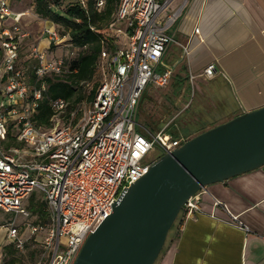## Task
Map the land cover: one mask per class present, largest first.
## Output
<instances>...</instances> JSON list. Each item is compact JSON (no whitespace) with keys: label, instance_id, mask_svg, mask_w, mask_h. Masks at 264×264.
Returning a JSON list of instances; mask_svg holds the SVG:
<instances>
[{"label":"built area","instance_id":"1","mask_svg":"<svg viewBox=\"0 0 264 264\" xmlns=\"http://www.w3.org/2000/svg\"><path fill=\"white\" fill-rule=\"evenodd\" d=\"M76 1L84 5L86 0ZM172 1L120 0L109 28L114 31L121 22L123 27L116 30L125 41L101 52L106 73L96 94L69 118L63 116L67 102L51 100V125L41 128L33 120L45 88L41 78L61 72L64 58L45 60L46 50L33 43L28 55L35 61V81L29 82L26 69L17 62L22 40L30 33L21 27L20 14L12 12L8 0H0V209L27 216L22 200L34 189L41 192L47 219L27 225L30 235L39 234L42 251L37 264H73L123 187L185 141L162 129L151 132L137 121L146 86L165 87L173 75L174 64L166 61L170 44L180 48L179 61H186L190 52L187 42L174 38L187 0L163 15ZM96 6L102 7L103 0ZM8 19L11 25H6ZM41 35L55 46L64 42L52 26H44ZM214 71V64H208L201 75L209 78ZM194 77L188 74L191 84ZM9 127L17 145H5L10 142ZM197 193L183 203L185 216L199 209ZM238 226L249 230L239 221ZM6 234L17 250L23 248L25 239L14 225L7 226Z\"/></svg>","mask_w":264,"mask_h":264},{"label":"crops","instance_id":"2","mask_svg":"<svg viewBox=\"0 0 264 264\" xmlns=\"http://www.w3.org/2000/svg\"><path fill=\"white\" fill-rule=\"evenodd\" d=\"M22 1L16 0V9L9 5L30 33L21 48L29 51L38 42L46 50L43 36L35 40L30 27L41 32L54 26L48 20L28 23L33 1L26 9ZM180 1L173 0L170 9ZM175 28L174 38L187 42L190 52L185 62L179 61L175 44L178 58L168 62L174 54L169 48L166 61L174 64V72L184 63L187 80L190 72L195 75L192 84L198 82L208 109L230 105L207 128L264 106V0H187ZM208 64L215 67L209 78L201 75ZM197 195L199 209L189 216L181 213L154 264H264V165L209 184ZM238 221L249 230L241 229Z\"/></svg>","mask_w":264,"mask_h":264},{"label":"water","instance_id":"3","mask_svg":"<svg viewBox=\"0 0 264 264\" xmlns=\"http://www.w3.org/2000/svg\"><path fill=\"white\" fill-rule=\"evenodd\" d=\"M264 165V106L237 114L158 157L83 243L73 264H154L185 200Z\"/></svg>","mask_w":264,"mask_h":264},{"label":"trees","instance_id":"4","mask_svg":"<svg viewBox=\"0 0 264 264\" xmlns=\"http://www.w3.org/2000/svg\"><path fill=\"white\" fill-rule=\"evenodd\" d=\"M63 1L64 0H33L34 13L53 24L60 36L64 37V42L62 43L63 47L75 51L73 58L69 60L64 59L61 72H50L41 78L42 81H44L45 88L42 91V97L39 101L37 110L33 115L35 124L41 128H47L51 125L50 118L53 115L51 100L56 98L64 99L67 105L63 116L64 118H69L70 112H72L77 105L83 101L84 103L88 102L94 97L106 73L105 68L101 66V52H110L115 47L122 46L125 41L124 38L122 43L115 44L114 32L109 28L110 22L115 18V11L120 0H103V6L100 8L96 6L97 0H86L84 5L78 3L76 0H69L65 3H63ZM51 46L54 47L55 45L51 44ZM2 55L3 52L0 47V63ZM17 66L21 67L18 62ZM34 66L35 63L29 70V74H31V83L35 81L33 72ZM185 81H187L185 66L184 63H180L175 72H173L169 83L174 86L176 90L175 93L178 94L179 90L183 89L182 85H184ZM88 82H91V87L86 92L83 86L84 83ZM180 84H182L181 87L178 86ZM156 88L159 87L153 84H148L146 86L139 100L137 115H139L140 102L145 97L146 91ZM77 111L78 110H76V112ZM78 115L79 114L76 113L74 120L77 119ZM144 121L153 127L154 131L160 129L159 125L153 126L148 121ZM141 125L144 127V124ZM205 129L207 128L198 129V133ZM166 132L172 138L179 137L176 131L166 130ZM11 133L12 131L9 127L8 138L10 142L17 145ZM32 212H37L39 217L42 216L41 210L37 207L32 208ZM34 241L36 247L29 252L31 261H35L37 257L39 258L42 251L39 237L38 239L35 238ZM11 246L12 250H10ZM5 248L9 249L8 258L5 261H0V264H22V258H18L12 253L14 250L13 243L6 245ZM162 251L163 248L160 254ZM41 264H45V262H41Z\"/></svg>","mask_w":264,"mask_h":264},{"label":"rangeland","instance_id":"5","mask_svg":"<svg viewBox=\"0 0 264 264\" xmlns=\"http://www.w3.org/2000/svg\"><path fill=\"white\" fill-rule=\"evenodd\" d=\"M12 4L9 3L11 9L18 8L16 0H11ZM31 1L33 0H23V7L28 8ZM69 0H64L63 3ZM9 2V0H8ZM171 6H169L166 11L162 12L163 15L169 11ZM31 11V10H30ZM28 23L33 22L35 25H38L37 22L42 24V21L45 20L37 15H35L34 11H31V16L28 18ZM12 21H9L6 25H11ZM29 24H26L28 26ZM29 27V26H28ZM122 23H116V29L122 28ZM115 29V30H116ZM34 33L35 40H39V36L41 32H39L38 28L35 26L30 27V31ZM114 32L115 35V44H120L123 42V35L116 31ZM43 38V39H42ZM46 46V56L45 60H49L52 57H59L69 60L73 58L75 55V51L73 49H69L63 46H50L48 48L49 41L46 37H41ZM36 43V42H34ZM38 43V42H37ZM31 46V45H30ZM27 47H23L19 54L18 63L19 65L26 69V75L28 76V80L30 82V75L29 70L31 66L35 63L33 59H31L28 55ZM170 51L173 52V56L171 60L168 62L178 58V48L175 44L171 43ZM39 50H42V45L38 47ZM185 62V61H184ZM182 84L178 85L181 87ZM177 86V85H176ZM175 86V87H176ZM198 82L195 80L193 84H191L188 80L185 81L184 85H182L183 89L179 90V93H175L174 86L169 83L165 87H159L156 89H150L146 91L145 97L141 100L139 106V115H137V121L140 124H144V127L147 128L149 131L154 132V128L151 127L148 123L144 120L148 121L151 125L156 126L159 125V128L166 131H176L179 136L184 137L185 140L191 138L192 136L198 133V129L207 128L208 123L210 124L212 121L213 116L223 112L226 110L230 105H220L214 108H210V105H203L201 98L199 96V90L197 89ZM84 89L87 92L88 89L91 87V82L84 83ZM84 103L81 102L76 108L72 111L78 110L80 106ZM206 106V108H205ZM141 117V118H140ZM144 119V120H143ZM209 127V126H208ZM5 145H14L13 142H8ZM22 206L25 207L29 214L27 216L21 214H15L13 212H5L0 209V261H5L8 257V250L5 248L6 245L12 243L9 238L7 237V226L14 225L17 228V232L19 237L25 239L24 246L21 250H17L14 247L13 255L16 257H21L23 262L22 264H37L38 257L35 261H31L29 258V252L36 247L34 239H38L39 234L36 236L30 235V230L28 228V223L35 222L37 220H45L47 219V214L44 210L43 202H42V194L39 190L34 189L24 200H22ZM39 208L42 212V216L39 217V214L33 213L32 208ZM181 216V211L178 214L176 220L172 224L167 237H169L172 229L174 228L177 220ZM12 250V246L10 247Z\"/></svg>","mask_w":264,"mask_h":264}]
</instances>
